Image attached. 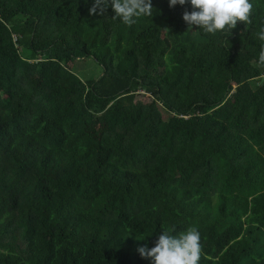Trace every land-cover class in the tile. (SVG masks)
Instances as JSON below:
<instances>
[{
	"label": "trees",
	"instance_id": "1",
	"mask_svg": "<svg viewBox=\"0 0 264 264\" xmlns=\"http://www.w3.org/2000/svg\"><path fill=\"white\" fill-rule=\"evenodd\" d=\"M151 2L126 25L0 0V264H151L139 247L189 227L199 264H264V0L231 35Z\"/></svg>",
	"mask_w": 264,
	"mask_h": 264
},
{
	"label": "clouds",
	"instance_id": "2",
	"mask_svg": "<svg viewBox=\"0 0 264 264\" xmlns=\"http://www.w3.org/2000/svg\"><path fill=\"white\" fill-rule=\"evenodd\" d=\"M190 4L192 11H185L183 20L192 28L205 34L225 32L231 35V30L238 21L250 22L253 4L251 0H169V6H184ZM111 7L113 19L126 25L136 23L137 18L152 14L151 0H92L90 15H103ZM258 39L264 42V25L256 33ZM258 62L264 64V43L258 55ZM137 252L142 258H147L151 264H199L202 256L201 234L195 227L173 234L162 230L154 246L139 247Z\"/></svg>",
	"mask_w": 264,
	"mask_h": 264
},
{
	"label": "rangeland",
	"instance_id": "3",
	"mask_svg": "<svg viewBox=\"0 0 264 264\" xmlns=\"http://www.w3.org/2000/svg\"><path fill=\"white\" fill-rule=\"evenodd\" d=\"M69 68L85 82L97 80L103 73L102 67L92 57L75 60L69 65ZM104 128L101 123H98L92 125L89 131L95 136H99Z\"/></svg>",
	"mask_w": 264,
	"mask_h": 264
}]
</instances>
